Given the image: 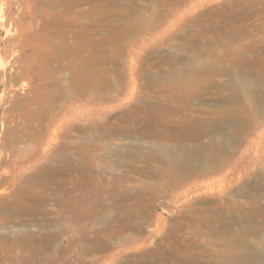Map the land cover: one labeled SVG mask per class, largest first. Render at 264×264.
I'll list each match as a JSON object with an SVG mask.
<instances>
[{
  "label": "rangeland",
  "instance_id": "rangeland-1",
  "mask_svg": "<svg viewBox=\"0 0 264 264\" xmlns=\"http://www.w3.org/2000/svg\"><path fill=\"white\" fill-rule=\"evenodd\" d=\"M116 2H120L121 5L112 4L111 9L114 12L108 15L109 25L104 28L90 26L92 35L108 36L110 28L117 21L118 16L115 14L119 10H124V18H132L135 26L131 31L130 28L125 31L120 29L125 34L128 33L126 41H119V43L124 42L122 54L118 59L116 58V61L106 64L110 76L108 77L114 83L113 87L111 88V85L98 87L96 99L90 100L88 98L90 90L86 89L87 93L83 90L88 87H82V91L77 90L80 88L74 89L72 74L73 69L77 67L76 60H73L72 56L65 57L62 48L56 51L49 50L50 44L43 42L42 36L39 37V33L47 32L51 26H47L48 22H54L51 28L57 25L56 16L58 8L61 7L59 0H0V202L10 198L16 186L24 181L22 179L28 177V173L31 175L32 171L36 173L48 162H56L64 150L63 147L65 148L69 142L77 143L92 139L98 141V147L92 152L93 157H88V161L98 174V178L113 180L114 176L126 171L132 158H137L140 159L136 161L137 165L147 164L151 168V173L148 175L138 176L139 173H135L136 178H142L139 182L168 183L165 187L158 185L153 191L152 200L147 202L151 215L142 231L131 230L107 237L106 247H101L99 242L100 249L96 250H93L87 242H83L84 250L71 245L67 251H55L56 253L47 251L35 255L30 264H50L49 262L51 264H134L133 261L141 259L143 253L151 257L152 261L165 255V264H173L175 252L178 250L182 257H186L184 258L186 264H194L188 257V253L193 251L188 248L190 244H193L198 258L206 261L205 264H212V260L216 262L215 264H264V75L262 77L260 74H239L237 66L231 68L233 63L239 64L245 57L251 59L253 57L254 60L264 59V0H116ZM125 2L142 8L132 11L133 13L129 15V7L123 6ZM105 3L104 0L102 4L106 5ZM88 5V2H85L83 7L86 8ZM146 5L159 6L161 16L152 15L151 11L146 9ZM231 5L236 6L235 10L238 13L244 14L241 17L233 11L232 25L242 27L246 32L240 39L214 44L213 52L218 53V58L215 59L204 45L205 37L211 34L203 30L208 29L209 21L215 22L216 26L227 22L223 10ZM144 18L148 19L146 24ZM84 21H87V18H84ZM54 41L58 42V38H54ZM37 48L43 50L34 67V49ZM44 53L49 54L48 65L52 67L49 74L44 66L46 63L43 62ZM106 53L112 55L111 50ZM98 66L104 70L103 64ZM214 67L215 69L229 67L232 69V74L217 73L223 75L213 76L208 83L191 82L190 74H216ZM172 74L183 75L178 77ZM42 75L45 76L41 78ZM240 79L250 84L252 90L246 92L240 90L238 96L235 93L234 100L221 99V96H229ZM258 81L260 83L256 85ZM37 83H45L46 90H51V93H53L52 89L56 91L53 93L54 107L50 109L52 117L49 116V120H46L39 130L34 128V118L28 115L26 106L29 100L26 96H34V85ZM75 93L78 95L75 96ZM170 93L181 95L189 103L188 107H182L183 109L176 113V122L183 116L197 119L199 122H208L212 116H216L218 121L216 133L201 137L199 140L183 138L179 144L171 142L174 143L173 148H178L176 150L179 156L182 155V148L179 149V146L191 148L196 143H209L214 140L219 143L223 140L226 152L223 159L202 158L192 153L191 173H164L162 169L167 167L166 158L162 155L156 157L154 155L147 161L139 156L140 152L129 146L138 143L147 146L155 140L141 139L135 134L129 135L130 133L125 130V116L133 113L137 107L145 112L150 103L165 102L166 95ZM67 96H70V100ZM249 97L257 98L251 104L248 103ZM32 103L34 102L29 103L30 108H34ZM229 107L235 110L234 114L225 113L230 109ZM106 122L117 126L113 136L106 135L102 130ZM76 126L88 127L87 134H83L81 140L74 137L77 133L74 128ZM32 136L36 137L32 138ZM7 138H13L17 142L4 143ZM40 138L46 142V149L51 150V157L47 159L43 156L42 158L39 155L35 156L33 158L36 159L37 164L27 168L29 159L23 160L19 155L21 156L23 150L33 147ZM149 151L148 148L143 150L145 154ZM74 159L77 162L81 158L75 155ZM4 169L7 171L3 172ZM9 177L16 178L15 182L9 181L11 180ZM127 184L129 183H124ZM70 185L71 194L80 193L77 188ZM108 185L109 183H103L99 188L103 192L106 210L103 214L97 215L100 217L87 222V234L91 236L95 232L100 239L106 236L102 231L111 224L108 217L114 214L113 198L107 193ZM139 185L137 183L129 188L135 192ZM93 188H91L92 193L96 190ZM211 205L214 207L208 210ZM50 206L54 207V204ZM4 210L6 209L0 205V211ZM51 216L56 214L52 213ZM104 216H107L106 221ZM63 217L57 227H52L55 231L62 232L60 241H65L68 237L78 238V234L74 233L76 223L73 221L66 223V214ZM209 218L232 222L231 231H240L244 242L242 249L247 253L242 262L235 259L239 251L229 249L228 236L211 233L204 225L203 221ZM66 225L69 229L65 231L63 228ZM3 226L4 224H0V228ZM60 241L58 243L62 244ZM201 250H204L206 255ZM27 255L17 251L14 253V258L19 261L18 257L25 258ZM14 258L9 261L6 259L7 264L13 263ZM6 260L3 264H6Z\"/></svg>",
  "mask_w": 264,
  "mask_h": 264
},
{
  "label": "bare ground",
  "instance_id": "bare-ground-1",
  "mask_svg": "<svg viewBox=\"0 0 264 264\" xmlns=\"http://www.w3.org/2000/svg\"><path fill=\"white\" fill-rule=\"evenodd\" d=\"M97 1L98 2H95V0H59L61 7L58 8L59 11L56 16L57 25L55 26V28H51L54 22H48L47 26L48 25L51 26H49L47 32L39 33V37L42 36L43 42L50 44L51 48L49 50L56 51L62 48L64 49L63 55L65 57L72 56L73 60L74 59L76 60L77 67L75 68V70L73 69V74H72L73 76L72 81L75 86L74 89L80 88L77 89L80 91L82 87L85 86L88 87L83 90L86 93H87V91H85L86 89L90 90V92L88 93L89 96L88 98L90 100L96 99L98 87L108 86V85H109L108 87H110V85L111 88L113 87L112 85H114V83L112 79L109 78L110 77L108 74L109 70L106 68L107 67L106 64H109V62H113V60L116 61L120 56V54H122L121 52L124 42L119 43V41L121 40L126 41V39L128 38V33L125 34L124 31L127 28H130L129 31H131V29L132 28L134 29L135 26L133 19L124 18V14H123L124 10H119L115 14L116 16H118V18L117 21L113 24L115 26L112 25V28H110L109 35L94 37L89 27L90 26H95V28L107 27V25H109L110 23V21H108V17H109L108 15L114 12V10L111 9L112 4L113 5L117 4V6L121 5V3L116 2V0H105L106 5L102 4L104 0H97ZM52 2L51 5H53ZM85 2H88L89 4L88 7L86 8L83 7ZM123 6L124 8H126L127 6L129 7V11H130L129 15L133 13L132 11L135 12L137 9L142 8V6L133 5L127 2L123 3ZM232 6L233 5L226 6L225 8L227 7L228 8L226 10H223L225 13L224 19H226L227 22H224L216 26L215 22L209 21L208 22L209 30L204 29L205 27L201 28V30L202 29H204L203 31L207 30L211 34L208 37H205L206 39L204 45L206 46L207 49H209V51L215 57V59L218 58L217 55L218 53L213 52L214 49H212V47H214V44H221L223 42L228 43L231 40L240 39L246 32L244 28L235 27L232 25V23H234V20L232 19L234 17V14H232L233 11L236 12L237 15H240L241 17H243L244 15L243 13L240 14L235 10L236 6L234 7ZM146 9H149L152 15H158L160 17L162 14L161 8L159 6L151 7L149 5H146ZM219 15H221V13ZM84 18H87V21H84ZM144 20L146 24L148 22V19L144 18ZM115 27H118V29L117 28L115 29ZM120 29H123L124 31H120ZM35 35L37 36V34ZM54 38H58V42L54 41ZM195 38H193V41H195L194 40ZM193 43L192 45L194 46ZM41 50H43V48L34 49V67L38 59L40 58ZM108 50L112 51L111 56L108 55L109 53H106ZM228 53L229 51L227 52V54ZM43 56L45 59L43 62L46 63L44 64V66L47 68L49 74V72L52 70V67L48 65L49 54L44 53ZM73 60L71 59V61ZM98 64L101 65L103 64L104 70H101ZM234 66H237L239 70V74H245V73L260 74L262 75V77L264 75V59L254 60L253 57L252 59L245 57L241 63L239 64H236V62L233 63V65H231V68ZM231 68L218 67L215 69L214 67L216 74H190L189 78H191L192 83H197V82L208 83L209 82L208 80L211 81V78L213 76L223 75L217 73H225L227 75L232 74ZM172 75L179 77L183 74H172ZM44 76L45 75H42L40 77L43 78ZM238 81L239 82L237 83V87L234 88V90L232 89L229 96H221V99L227 101L234 100L235 93L238 96L240 90H243L245 92L252 90L251 88L252 86L246 83L244 79L243 80L240 79ZM173 82L175 83L174 80ZM259 83H260L259 81L256 82V85H258ZM155 84L158 85L157 82H155ZM52 90L53 93L56 92L54 91V89ZM50 91L51 90L49 91L46 90L45 83H41V84L37 83V85H34V96L32 97L26 96L29 97V100L24 97V99L28 100L26 103V106L28 108V115H30L32 119L34 118L33 125L34 128L37 130H39L44 126L45 121L49 120L48 118L52 117L50 116L52 114V113L50 114V109H52L55 100H53L54 94L51 93ZM77 95L78 94H76L75 96ZM99 96L100 95L98 94V99H100ZM109 97L111 98V96ZM255 98L249 97L248 98L249 101L247 99L248 103L253 104V102L256 100ZM31 102H34L32 103L34 104L33 105L34 108L29 107V103ZM188 106L189 103L187 99L185 100L181 95L170 93L166 95L165 102L157 101L156 104L150 103L148 105L149 107L148 110L145 112L140 107L135 108L133 113L127 115V117L125 116V120H126L125 130L128 132V134L130 133L129 135L135 134L137 135V137L141 139L150 138V139H154L156 142L155 141L150 142L147 146L142 145V143L141 144L138 143L135 145L131 144L129 146L136 149L137 152H140L139 156L144 157V159L147 161L151 159V157H154V155L155 157L162 155L164 158H166L167 167L162 169L164 173H174V174L183 173V172L191 173L193 167H192V163L190 162L191 159L190 156L192 153H195L201 156L202 158L210 157L211 159L214 160L224 157L226 152H225L223 140L221 142L217 140L219 143L214 142L215 141L214 139H213L214 141L209 143L200 142V143H196V145L191 148L179 146V149L182 148L181 149L182 155L180 156L178 151L176 150L178 148L175 149V147L174 148L172 147V144L174 143L171 144V142H175L179 144V142L183 138H191V139L199 140L201 137L207 136L218 130V123H217L218 121L216 116H212L208 120V122H204L201 120H200L201 122H199L197 121V119L193 120L190 118H185L183 116L184 118L182 117L180 121L178 120V122H176L175 120L176 113H178L182 107L186 108ZM54 109L55 108H53V110ZM152 110L155 112L152 113L151 112ZM234 112L235 110L233 108L232 109L230 108L225 111V113H227L228 115L230 113L234 114ZM30 123L31 122L29 121V124ZM116 127L114 123L106 122L102 126V130L106 133V135L109 134L113 136ZM74 128L77 131V133L75 134L76 136L74 137L77 138H80L81 136H83V134L85 135V133L87 134L88 132L87 129L88 127L76 126ZM104 132L102 134H104ZM34 137L32 136V138ZM13 138L15 137L13 136ZM13 138L12 139L7 138V140L5 139L4 143L8 144L9 142L12 143L17 142L15 141V139L17 140V138L15 139ZM45 143L46 142L44 141V139L40 138V140H38V142L34 146L32 145L33 147L29 149L27 148L21 152L22 157L19 155L20 158H22L23 160L29 159V164L27 168L34 167L37 164L36 159L33 158L35 156L39 155L40 157L43 156L47 159L51 157V150L46 149L47 146L45 145ZM97 147H98V141H96V139L95 140L92 139V141H80L77 143L69 142V144L66 145L65 148L63 147L64 149L63 152L60 151L62 154H60V157L56 162L54 163L48 162L49 164L48 163L47 165L45 164L46 166H43L42 169H40L36 173H33L32 171L31 175H29L28 173L27 175L28 177L26 178L24 177L25 179H22L24 181H22L20 184L16 186L10 198L5 202L2 203L0 202V205H2L4 209H6L2 212L0 211V224H4V226L1 227L3 228L2 229L3 231L2 230L0 231V264H3V261L6 259L8 261L12 260V258L15 257L14 253L17 251H19V253L20 252L27 253L28 255L25 258H23L24 256L22 258L18 257L19 261L15 260L14 258L13 263L11 262L10 264H30L31 259L34 258L35 255L42 254L47 251L63 252V251H67L71 245H74V247L76 246L78 248H81V250H84L85 246L83 245V242H87L88 244H90V247L93 250H96L98 248L100 249L99 242H101L102 245L101 247L103 248L106 247L107 237H112L117 234H121L131 230L139 231V232L142 231L144 225L149 221L151 215L149 211L150 207L147 206V202L152 200L153 191L157 189L158 185L160 187L161 186L165 187L166 185H168V183L162 182L161 184L160 183L145 184L139 182L141 181L142 178L141 179L136 178L135 173H139L138 176L148 175L151 173V168L147 164L143 166L137 165L136 161L140 160L137 158L134 159L132 158L131 160L132 162L127 166L125 172L121 174H117L114 177L111 176L113 177V180L110 181L108 178H98V174L90 166V162L88 161V157L89 158L93 157L92 152ZM145 148L146 149L148 148L150 150L146 154L143 152ZM75 155H79V157L81 158L77 162H75L74 159ZM139 156L138 158H140ZM40 157H37V159ZM17 167L19 168V166H16V168ZM6 171L7 169H4L3 172ZM9 178L11 179L9 181H11L12 183H14L16 180V178L14 177L13 178L9 177ZM126 182L129 184L124 185V183ZM103 183L105 184L109 183L108 185L109 188L107 193L109 196H111V198H113L112 208L114 210L112 209V211L114 212V214L112 213V215L108 217L111 224L108 225L105 228V230L102 231L106 234V236H103L100 239L98 237L99 235L97 236L95 232H93V235L91 236L87 234V227H88L87 222L91 219H94L95 217L96 218L100 217L97 215L103 214V212L106 210L105 207L106 202H104L102 197L103 192L101 189H99L103 185ZM137 183L140 184L138 190L137 191L135 190V192L134 190L131 191L130 190L131 188L129 187H131L132 185L134 187V185ZM70 184H72L73 187L77 188L80 191V193L77 195L71 194L72 191L70 192L69 189ZM93 187L96 190L95 192L92 193L91 188ZM250 196L251 195H249V198ZM50 204H54V207L50 206ZM98 204H100V206ZM213 207L214 206L211 205L207 209L210 210ZM52 213L56 214V216H51ZM64 214H66L67 217L66 223L71 221L76 223L75 231L74 230L73 231L74 233L78 234V238L68 237L67 240L60 241V236L62 232L60 233L59 230L55 231L54 229H52L53 226L55 227L58 226L57 224L60 222V220H62V218H64L63 217ZM106 217L107 216H104L105 221H106ZM109 221L107 222L109 223ZM62 222L63 221H61V223ZM203 222L204 225L210 229L211 233L213 232L220 233L228 236L230 240L228 245L229 249H234L237 252L239 251V254L235 259L236 261L242 262L244 256H246L247 253L244 252L245 250L242 249L244 242L242 241V238L240 236L241 235L240 231L237 230H235V232L231 231L233 223L228 221H223L221 219L215 220L212 218L206 219ZM63 229H65L66 231L69 229V227L66 225V227H64ZM95 231L97 232V230ZM59 241L62 244L58 243ZM188 248L190 250H193L191 252L189 251L190 253H188L189 255L188 257H190V259L194 264L206 263L205 260L202 261L201 259L198 258L197 254L194 252L193 244L192 245L190 244ZM179 252L180 250L175 252L176 256L175 259H173L174 262L172 261L171 262L173 264H186V261L184 259L186 257H182V254ZM201 252L206 255V253H204L205 252L204 250L203 251L201 250ZM16 256H18V254ZM150 258L151 257L143 253L141 255V259L133 261V263L134 264H165V255H162L158 257L159 259L153 261ZM7 260L5 261L6 264L8 263ZM49 263L51 264V262ZM211 263L215 264L216 262L212 260Z\"/></svg>",
  "mask_w": 264,
  "mask_h": 264
}]
</instances>
